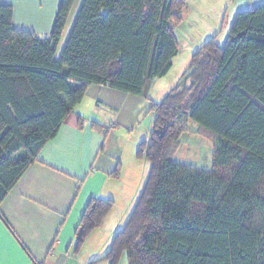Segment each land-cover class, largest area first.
Returning a JSON list of instances; mask_svg holds the SVG:
<instances>
[{"label":"trees","instance_id":"16d2710c","mask_svg":"<svg viewBox=\"0 0 264 264\" xmlns=\"http://www.w3.org/2000/svg\"><path fill=\"white\" fill-rule=\"evenodd\" d=\"M75 1H61L46 37L16 28L14 7L0 4V211L90 85L146 96L179 54L186 0H83L57 57ZM216 37L150 101L152 128L138 150L147 181L107 254L90 264H119L124 252L129 264H264V4L239 10L223 44ZM191 122L215 142L209 170L175 159ZM113 207L89 201L76 254Z\"/></svg>","mask_w":264,"mask_h":264},{"label":"crops","instance_id":"0c3cea01","mask_svg":"<svg viewBox=\"0 0 264 264\" xmlns=\"http://www.w3.org/2000/svg\"><path fill=\"white\" fill-rule=\"evenodd\" d=\"M61 1L0 0V4L14 7L16 28L46 37ZM82 2L75 1L78 11ZM143 97L155 101L149 90L140 96L96 84L88 87L57 137L45 145L38 162L27 169L1 206L0 264H90L96 258L89 256L84 262L80 254H71L75 232L89 201L110 196L104 191L115 177L111 173L123 164L118 148L109 141L110 117L121 102L144 108ZM108 149L115 152L107 153Z\"/></svg>","mask_w":264,"mask_h":264},{"label":"rangeland","instance_id":"374dc122","mask_svg":"<svg viewBox=\"0 0 264 264\" xmlns=\"http://www.w3.org/2000/svg\"><path fill=\"white\" fill-rule=\"evenodd\" d=\"M259 4H264V0H186L182 20L175 24L180 46L179 54L174 60L170 73L158 82L150 84L149 97L160 102L169 90L181 81L192 55L198 49L215 36H217L216 41L223 44L228 38L237 12ZM77 13L78 7L74 6L57 47V57H60L68 40ZM142 99L147 104L142 109H137L136 104L132 102L119 103V107L110 117L112 121L108 125L109 128H106L110 131L108 137L111 146H116L121 153L123 166L121 165L119 176L112 177L104 191V196L110 195L112 196H109L110 198H114L113 209L104 224L88 236L78 252L84 262H88L89 256L100 258L107 254L116 232L124 228L147 181L150 162L145 155L139 156L138 150L141 142L149 138L154 113L150 112V99L145 97ZM214 148L215 142L201 135L198 125L191 122L189 130L182 136V144L175 159L180 163L209 170L213 165ZM107 151V153L115 152L109 149ZM75 244L76 234L71 254L75 253ZM99 264H109V261L102 260ZM119 264H129L126 252L121 256Z\"/></svg>","mask_w":264,"mask_h":264}]
</instances>
